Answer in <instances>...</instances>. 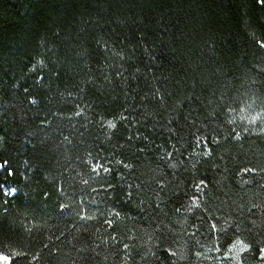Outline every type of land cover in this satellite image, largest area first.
<instances>
[{
    "label": "trees",
    "instance_id": "obj_1",
    "mask_svg": "<svg viewBox=\"0 0 264 264\" xmlns=\"http://www.w3.org/2000/svg\"><path fill=\"white\" fill-rule=\"evenodd\" d=\"M229 246L264 264V0H0L8 264Z\"/></svg>",
    "mask_w": 264,
    "mask_h": 264
},
{
    "label": "rangeland",
    "instance_id": "obj_2",
    "mask_svg": "<svg viewBox=\"0 0 264 264\" xmlns=\"http://www.w3.org/2000/svg\"><path fill=\"white\" fill-rule=\"evenodd\" d=\"M5 191L7 193H13L12 189H5ZM262 254L264 255V250L262 252ZM3 255V254H0ZM5 256V255H3ZM217 262L219 264H236L234 262V258H233V246H229L224 252L223 255L220 257V259L217 260ZM0 264H4L3 261H0Z\"/></svg>",
    "mask_w": 264,
    "mask_h": 264
},
{
    "label": "snow or ice",
    "instance_id": "obj_3",
    "mask_svg": "<svg viewBox=\"0 0 264 264\" xmlns=\"http://www.w3.org/2000/svg\"><path fill=\"white\" fill-rule=\"evenodd\" d=\"M246 247H247V246H245V248H246ZM242 250H244V249H242ZM0 261H3L4 264H8V257L3 256V255H0Z\"/></svg>",
    "mask_w": 264,
    "mask_h": 264
}]
</instances>
